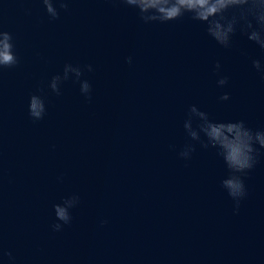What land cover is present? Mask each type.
<instances>
[{"label":"water","instance_id":"95a60500","mask_svg":"<svg viewBox=\"0 0 264 264\" xmlns=\"http://www.w3.org/2000/svg\"><path fill=\"white\" fill-rule=\"evenodd\" d=\"M0 26L20 60L0 73V250L14 264H264V154L237 213L222 158L184 130L193 105L264 130L252 66L264 50L239 31L225 49L187 15L144 24L118 0H68L57 20L41 0H0ZM66 64L92 66L91 99L74 77L51 92ZM33 94L46 105L35 122ZM71 196L72 221L54 232L53 205Z\"/></svg>","mask_w":264,"mask_h":264},{"label":"clouds","instance_id":"9594fccd","mask_svg":"<svg viewBox=\"0 0 264 264\" xmlns=\"http://www.w3.org/2000/svg\"><path fill=\"white\" fill-rule=\"evenodd\" d=\"M119 3L138 12L139 19L144 24H167L190 16L193 21L206 25V32L218 45L228 49L232 47L233 36L239 31L247 39L264 50V0H118ZM47 15L51 20L59 19V10H68V0H41ZM59 5V10L55 6ZM20 60L15 52L13 35L0 26V73L5 69H12L19 65ZM131 63V58H128ZM252 66L258 72L264 71L259 60H253ZM220 64L215 65L219 75ZM84 70L93 71L91 65L73 66L66 64L63 75H55L48 84L52 93L60 95L63 82L75 78L80 84V92L86 99H91V85L87 80H81ZM228 84V78L221 76L217 80L219 87ZM229 95L220 96L221 101L229 100ZM28 112L35 122L42 120L46 114L45 99L42 95L33 94L29 98ZM196 127H193V122ZM184 130L191 142L199 143L201 148H212L222 158L228 175L221 181V187L234 201L238 213L240 203L247 196L244 177L250 173L264 154V130H253L243 120L215 121L208 113L200 111L196 106L188 110L184 122ZM196 151L195 144L186 143L179 157L191 159ZM79 203L78 196H71L53 205L55 222L51 225L54 232L63 230L64 225L72 221L71 209ZM106 221H102V224ZM7 256L9 264H14L11 252H2Z\"/></svg>","mask_w":264,"mask_h":264}]
</instances>
